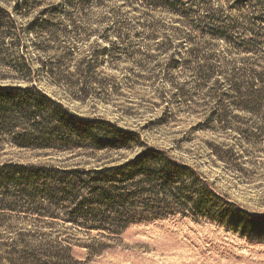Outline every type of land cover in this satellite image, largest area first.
<instances>
[{
  "label": "rangeland",
  "instance_id": "374dc122",
  "mask_svg": "<svg viewBox=\"0 0 264 264\" xmlns=\"http://www.w3.org/2000/svg\"><path fill=\"white\" fill-rule=\"evenodd\" d=\"M64 1L0 0L33 68L42 71L45 65V71L73 76L57 86L45 74L40 80L47 93L83 119L106 120L137 132L150 147L170 151L240 211L224 223L175 217L139 224L98 254L82 246L100 238L78 233L59 213L47 211L57 214L50 219L0 209V264H17L8 260L19 259H7L6 253L23 244L45 252L57 247L55 240L72 247V264H264V102L255 112L234 103L239 85L252 82L258 89L256 81H264V1L250 0L239 9L236 0H183L182 16L142 0H92L83 13L60 6ZM35 21L38 34L31 36L27 29ZM110 31L122 61L102 57L90 97L79 100L74 95L78 67L102 53ZM225 37L234 43H225ZM255 40L260 42L252 44ZM11 154L8 159L15 162L64 170L133 157Z\"/></svg>",
  "mask_w": 264,
  "mask_h": 264
},
{
  "label": "trees",
  "instance_id": "16d2710c",
  "mask_svg": "<svg viewBox=\"0 0 264 264\" xmlns=\"http://www.w3.org/2000/svg\"><path fill=\"white\" fill-rule=\"evenodd\" d=\"M142 1L152 9L173 16L185 15L183 0ZM249 1L236 0L233 5L240 9ZM90 2L92 0H65L60 6L78 8L83 13ZM15 24L12 15L0 8L1 210L23 209L44 213L50 219H57V214L47 211L59 213L78 233L85 236L95 233L100 238L82 246L88 250L96 248L98 254L110 246L109 242L122 239L131 227L139 224L175 217L224 223L231 214H239V208L220 194L209 179L174 158L170 151L150 147L137 132L106 120L83 119L51 97L41 84L40 79L45 74L51 78L50 84L57 86L73 76L58 75L54 68L45 71V65L42 71L35 70L27 57L26 45L16 34ZM36 24V21L31 23L27 29L31 36L38 34ZM21 32L27 33L26 30ZM105 35L108 46L100 55L82 61L78 67L74 95L79 100L90 97L92 74L102 57L110 63L122 61L119 55L123 51L109 40L111 31ZM223 41L234 43L226 37ZM259 42L255 40L252 44ZM250 46L244 48L249 53ZM256 82L261 85L258 89L248 82L234 91V103L242 111L255 112L264 102V81ZM13 151L42 156L85 153L90 157L129 153L133 157L110 158V162L89 168L64 170L9 160ZM63 242L66 240H55L53 244L57 247L45 252L35 244H23L19 250L7 252L6 257L19 259L8 260L17 264H43L42 260H35L37 258L72 264L76 255L72 247L63 246Z\"/></svg>",
  "mask_w": 264,
  "mask_h": 264
}]
</instances>
